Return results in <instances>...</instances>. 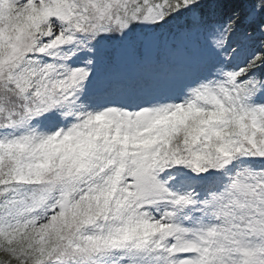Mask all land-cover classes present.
<instances>
[{"label":"snow or ice","instance_id":"6c2138e0","mask_svg":"<svg viewBox=\"0 0 264 264\" xmlns=\"http://www.w3.org/2000/svg\"><path fill=\"white\" fill-rule=\"evenodd\" d=\"M0 264H264V0H0Z\"/></svg>","mask_w":264,"mask_h":264}]
</instances>
